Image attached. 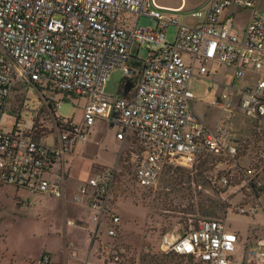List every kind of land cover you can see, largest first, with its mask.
<instances>
[{
    "label": "built area",
    "instance_id": "2783aa9c",
    "mask_svg": "<svg viewBox=\"0 0 264 264\" xmlns=\"http://www.w3.org/2000/svg\"><path fill=\"white\" fill-rule=\"evenodd\" d=\"M257 1L206 0L185 11L165 8L159 0H0V196L11 187L28 196L64 199L63 165L89 143L101 122L118 129L120 142L136 144L131 159L138 187L151 189L167 170L192 169L213 156L227 166L218 184L233 188L241 180L234 189L244 188L243 197L259 202L264 151L241 157L232 134L238 116L252 120L264 145V77L243 85L248 74L264 69V15L256 12L241 31L236 26L237 13L254 10ZM178 14L199 25L182 22ZM142 17L151 20L149 26L140 24ZM172 27L176 32L169 41ZM135 45L147 51L145 60L133 57ZM221 67L233 68V83L213 103L221 116L212 131L194 110L192 84L207 81ZM116 70L124 74L120 91L108 95L105 88ZM128 81L133 87L125 95ZM24 91L36 94L33 108L30 99L23 101ZM63 102L83 105L79 121L75 114H60ZM53 130L55 136L36 135ZM117 172L97 171L72 199L90 204L97 227ZM259 210L250 204L238 214L254 216ZM119 225L120 218L111 216L106 236L117 237ZM114 241H97L102 264L124 263ZM241 244L227 219H208L162 236L159 249L199 264H236ZM249 251L255 264H264V239ZM51 263V256L42 254L28 264Z\"/></svg>",
    "mask_w": 264,
    "mask_h": 264
},
{
    "label": "rangeland",
    "instance_id": "374dc122",
    "mask_svg": "<svg viewBox=\"0 0 264 264\" xmlns=\"http://www.w3.org/2000/svg\"><path fill=\"white\" fill-rule=\"evenodd\" d=\"M150 23L151 20L147 17L140 19L143 26H149ZM175 32L176 29L173 27L169 30V41L174 40ZM132 55L145 60L147 51L139 50L138 45H135ZM225 68H219L218 76L232 83V71H226ZM123 77L122 71H114L105 93L118 94ZM234 85H237V82ZM215 86L214 82H199L192 86V91L200 100L207 118L213 119L216 123L221 116L220 109L212 106L207 98L208 89ZM225 88L226 86L220 85L219 91ZM26 99H30L27 105L33 108L32 102L36 99V94L31 91L27 95L24 91L23 101ZM82 107L81 103L74 107L71 102H63L60 114L66 118H71L75 114V119L79 121ZM13 111L20 114L22 110L15 105ZM254 126L252 120L240 116L234 121L233 140L240 144V156L243 158L246 156L254 158V154L259 150L264 151V145ZM92 132L88 149L76 156L77 174L82 180L88 181L101 169H112L115 165L114 168L118 170L117 182L109 196L106 216L93 236L98 248L97 255L100 254V246L96 240L107 242L115 240L112 244L122 252L123 264H199L192 259L160 251L159 242L162 236L175 230L186 231L202 220L227 219V224L231 225L233 230L241 232L239 235L242 251L236 256V264H255L254 260L249 258V250L258 240L264 239V172L260 179L262 184L260 194L256 196L258 199L263 196L259 202L255 201L252 195L243 197V194H246L244 188L234 189V186L241 184V180L233 182L231 184L233 188L230 185L220 186L218 182L227 166H219L220 162L225 163L224 160L213 156L202 158L192 169H169L155 187L143 189L136 185L134 179L131 152L138 153L136 144L132 140L127 143L121 142L123 145L120 152V141L116 137L118 129L101 122L95 125ZM36 135L38 138L44 135L55 136L56 130L37 132ZM247 162L248 160L245 161L246 164ZM48 202L44 196H28L11 187L3 189L0 196V264H22L25 257L40 251L45 245H50L54 249L59 248L57 237H49L50 234H55L56 221L50 212L52 206ZM250 204L260 207L257 214L254 216L238 214L239 207ZM86 213L83 215V222L87 221L90 210L88 209ZM93 214H96L95 210L91 217ZM113 215L120 218V225L117 237L110 239L106 236V230L109 218ZM43 254L50 256L46 252Z\"/></svg>",
    "mask_w": 264,
    "mask_h": 264
},
{
    "label": "crops",
    "instance_id": "0c3cea01",
    "mask_svg": "<svg viewBox=\"0 0 264 264\" xmlns=\"http://www.w3.org/2000/svg\"><path fill=\"white\" fill-rule=\"evenodd\" d=\"M205 2L206 0H159L161 6L165 8L179 9L182 7L185 9V11H190L199 8ZM256 12L261 15H264V0H258L256 8L252 11H245L238 13L236 12L237 29L241 31L243 28H245L246 25L251 21L252 17ZM178 16L182 22H186L190 26L196 27L199 25L198 20L188 17L185 14H178ZM225 69L226 71L231 70L232 74H234L233 68L226 67ZM219 72L220 69L218 70V72L211 74L207 80L208 82H214V84H216L214 88L210 87L208 89V94H207L208 102L212 106H215L213 105V103L216 97L219 96L224 91V90H222L221 92L219 91L220 85L230 86L233 83V82L229 83L228 81L223 80L222 77H219L218 76ZM259 77H264V69L258 74L257 73L248 74L246 80H244L243 85H250L252 78L253 80H256ZM199 82H204V81H195L193 82L192 86H194L196 83ZM193 107L194 110L197 113H199L201 118L209 126V128L212 131H215L217 122L215 123L213 119L207 118L206 114L202 110V106L198 98L194 102ZM119 144H120V148L119 147L118 148L120 149L121 152L123 143L121 144V142H119ZM87 145L79 147L76 153L70 156L67 162L63 165V170L66 176V189H67L65 198L59 200L48 199L49 201L48 204L52 206V210L50 212L52 213V216L55 218L56 221L55 234L54 235L50 234L49 237L51 236L57 237L56 239H58L59 241V248L54 249L50 245H45L44 248L41 249L40 251L25 257L24 258L25 260L22 264H28L30 262L37 261L44 252L50 254L52 259L51 264H102L100 254L97 255V251H98L97 245L94 242L95 240H93V236L97 231V224L95 220L92 219L93 216L91 217L94 210H92L88 202L84 203L83 205H76L72 201L79 187L86 182L85 180H82L80 176L77 174L78 164H77L76 156L81 152H83L85 149H88ZM114 167L116 166L114 165L113 168ZM263 196L261 197L260 200H262ZM88 209L90 210L89 217L86 222H83V215L87 214L86 212ZM240 251H242L241 248ZM240 251L237 254H239Z\"/></svg>",
    "mask_w": 264,
    "mask_h": 264
},
{
    "label": "water",
    "instance_id": "95a60500",
    "mask_svg": "<svg viewBox=\"0 0 264 264\" xmlns=\"http://www.w3.org/2000/svg\"><path fill=\"white\" fill-rule=\"evenodd\" d=\"M132 87H133V84L130 81H128L124 88V94L127 95Z\"/></svg>",
    "mask_w": 264,
    "mask_h": 264
}]
</instances>
